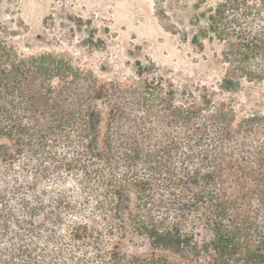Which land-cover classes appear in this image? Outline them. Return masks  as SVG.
Returning <instances> with one entry per match:
<instances>
[{"label": "trees", "instance_id": "trees-1", "mask_svg": "<svg viewBox=\"0 0 264 264\" xmlns=\"http://www.w3.org/2000/svg\"><path fill=\"white\" fill-rule=\"evenodd\" d=\"M208 19L240 74L224 88L264 81V0ZM9 36L0 24V264H264V111L183 104L156 78L81 88Z\"/></svg>", "mask_w": 264, "mask_h": 264}, {"label": "rangeland", "instance_id": "rangeland-1", "mask_svg": "<svg viewBox=\"0 0 264 264\" xmlns=\"http://www.w3.org/2000/svg\"><path fill=\"white\" fill-rule=\"evenodd\" d=\"M219 1L0 0V24L21 55L46 52L78 68L81 88L91 84L89 75L130 93L156 78L170 84L183 104L199 106L210 98L215 105L230 101L264 111V81L241 77L239 91L226 90L225 79L240 74L224 59V44L202 35ZM195 34L202 46L193 42ZM99 107L106 111L101 102ZM69 188L75 191V184Z\"/></svg>", "mask_w": 264, "mask_h": 264}]
</instances>
